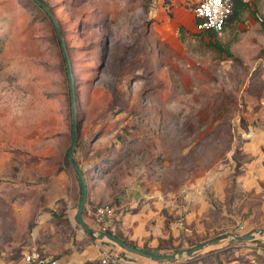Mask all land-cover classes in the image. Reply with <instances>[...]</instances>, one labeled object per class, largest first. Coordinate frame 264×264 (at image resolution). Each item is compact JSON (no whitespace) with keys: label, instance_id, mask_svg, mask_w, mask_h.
Returning a JSON list of instances; mask_svg holds the SVG:
<instances>
[{"label":"rangeland","instance_id":"obj_1","mask_svg":"<svg viewBox=\"0 0 264 264\" xmlns=\"http://www.w3.org/2000/svg\"><path fill=\"white\" fill-rule=\"evenodd\" d=\"M42 1L74 77L88 223L108 205L107 231L154 253L264 228V0H239L215 38L197 29V0ZM70 135L51 19L34 0H0V264L31 248L61 264L123 251L74 221ZM257 238L133 264H264Z\"/></svg>","mask_w":264,"mask_h":264},{"label":"water","instance_id":"obj_2","mask_svg":"<svg viewBox=\"0 0 264 264\" xmlns=\"http://www.w3.org/2000/svg\"><path fill=\"white\" fill-rule=\"evenodd\" d=\"M34 2H36V4H38L41 8H43L44 11L49 16V18L51 19L55 32L57 34L59 43H60L64 63L66 66V76L68 80L69 102H70V113H71V135H70V141H69V144L66 150V157L81 187L80 198L77 203V210L74 215V221L83 230V232L94 239L108 240L112 243H115L122 250L126 251L129 254L141 256V257L151 259V260H159V261H171L175 259H180L184 255L191 256L194 252L198 250H201L210 245L220 243L221 241L226 240V239H232L236 241H256L258 239L257 237H264V228H253L247 233H244L241 235H237L232 232L223 233L215 237L201 241L187 248H177L171 253H154L149 250L134 247L128 242L124 241L122 238L114 235L113 233L95 229L85 222L84 217H83V211H84L85 203H86L87 196H88V187H87L85 176L74 157V150H75L77 139H78L77 101H76V94H75V89H74V77H73V73L71 70L69 56L66 51L65 44L61 36L60 29H59L56 19L54 18L52 12L50 11L48 5L45 2H43L42 0H34Z\"/></svg>","mask_w":264,"mask_h":264},{"label":"built area","instance_id":"obj_3","mask_svg":"<svg viewBox=\"0 0 264 264\" xmlns=\"http://www.w3.org/2000/svg\"><path fill=\"white\" fill-rule=\"evenodd\" d=\"M249 2L250 0H241ZM232 0H197L193 9L194 16L199 31H211L221 35L229 17L233 12ZM108 205L100 206L94 212V219L98 230L107 232L105 218L110 213ZM102 224V225H101ZM138 260V256L121 251L118 253H106L102 258V264H133ZM23 264H61L59 258L47 256L44 251L37 248H31L23 254Z\"/></svg>","mask_w":264,"mask_h":264},{"label":"trees","instance_id":"obj_4","mask_svg":"<svg viewBox=\"0 0 264 264\" xmlns=\"http://www.w3.org/2000/svg\"><path fill=\"white\" fill-rule=\"evenodd\" d=\"M233 1V12H232V14H231V16L229 17V19H228V21L229 20H231L232 18L233 19H235V17H236V15H237V6H238V1L239 0H232ZM241 1V0H240ZM243 2V1H242ZM227 21V22H228ZM204 33H207L210 37H213V38H215V36L217 35L216 33H213V32H211V31H203ZM212 45L218 50V51H220V52H225V53H227V55H229V56H232L231 55V53L230 52H228L223 46H221V44H219L217 41H214L213 43H212ZM66 156V155H65ZM74 157H75V150H74ZM66 158V161H67V163L70 165V163H69V161H68V159H67V157H65ZM77 161V160H76ZM78 163V162H77ZM78 165H79V163H78ZM80 168H81V166H80ZM85 208V207H84ZM84 220H85V222L86 223H88V221L84 218ZM89 224V223H88ZM90 225V224H89ZM91 227H93L94 228V226H92V225H90ZM107 232H109V233H111L110 231H107ZM125 241V240H124ZM130 244V243H129ZM132 245V244H131ZM132 246H134V245H132ZM135 247V246H134Z\"/></svg>","mask_w":264,"mask_h":264},{"label":"crops","instance_id":"obj_5","mask_svg":"<svg viewBox=\"0 0 264 264\" xmlns=\"http://www.w3.org/2000/svg\"><path fill=\"white\" fill-rule=\"evenodd\" d=\"M97 143V142H96ZM96 143L94 144V145H96ZM75 150H77V148L75 149ZM76 159V158H75ZM79 166H81L80 164H79ZM81 170H82V172H83V168L81 167ZM84 174V173H83ZM85 176V175H84ZM61 260V259H60ZM71 263V261L70 260H68V261H66V263L65 264H70Z\"/></svg>","mask_w":264,"mask_h":264}]
</instances>
